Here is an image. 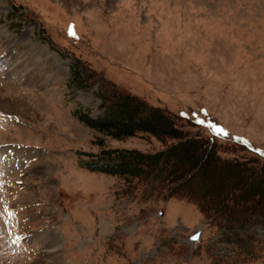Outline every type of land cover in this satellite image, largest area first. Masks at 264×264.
<instances>
[{
    "label": "rangeland",
    "instance_id": "obj_1",
    "mask_svg": "<svg viewBox=\"0 0 264 264\" xmlns=\"http://www.w3.org/2000/svg\"><path fill=\"white\" fill-rule=\"evenodd\" d=\"M75 59L98 74L84 88L67 86ZM104 81L204 120V134L222 126V148L264 151V0H0V211L14 212L0 217V264H264L263 244L250 242L264 240L261 224L215 226L193 203L78 166L76 150L97 152L101 137L78 113L102 114ZM214 167L225 188L232 169Z\"/></svg>",
    "mask_w": 264,
    "mask_h": 264
},
{
    "label": "trees",
    "instance_id": "obj_2",
    "mask_svg": "<svg viewBox=\"0 0 264 264\" xmlns=\"http://www.w3.org/2000/svg\"><path fill=\"white\" fill-rule=\"evenodd\" d=\"M74 62L70 65L68 87L84 88V82L91 84L97 79L98 74L88 66L82 62L86 68L80 66L78 59ZM98 97L103 109L100 116L91 118L88 114L78 113L86 125L101 135L95 142L97 152H76L80 167L121 179L130 193L141 190L158 198H178L193 203L215 226L242 229L259 223L264 227V194L261 191L264 168L259 163H264V155L240 144H233L237 149L222 148L217 137L202 133L196 122L154 106L108 81L101 84ZM133 136L146 140L154 137L160 146L139 150L105 143L106 137L123 140ZM235 151L244 155L238 157ZM214 164L233 171L223 180L227 184L225 188L218 176L214 182ZM245 174H250L256 187L249 186V190L240 194L238 183ZM228 178L233 181L228 182ZM201 187L212 189L218 198L194 194L193 189L201 193ZM251 241L261 242L264 246V240ZM252 257L255 259V255Z\"/></svg>",
    "mask_w": 264,
    "mask_h": 264
},
{
    "label": "snow or ice",
    "instance_id": "obj_3",
    "mask_svg": "<svg viewBox=\"0 0 264 264\" xmlns=\"http://www.w3.org/2000/svg\"><path fill=\"white\" fill-rule=\"evenodd\" d=\"M70 35H74V32L70 30ZM183 115V113H182ZM193 116H195V113L193 114ZM197 123L199 124H204L205 121L204 120H197ZM209 128H210V131L212 132L213 135H216V136H228L230 135V133H228L222 126L220 125H216V124H209ZM242 142L244 144H248L249 142L247 140H242ZM255 151L260 154V155H264V151H261L260 149H255ZM4 214H7L9 217L13 216L14 215V212L10 211L9 210V206L4 204L3 207H2V211H0V217H2ZM6 223V221H5ZM200 233L197 232L195 233L194 235H192L190 237V239L193 241V242H198L199 238H200ZM20 239H22V237H17L16 240L14 241L17 242L19 241Z\"/></svg>",
    "mask_w": 264,
    "mask_h": 264
},
{
    "label": "bare ground",
    "instance_id": "obj_4",
    "mask_svg": "<svg viewBox=\"0 0 264 264\" xmlns=\"http://www.w3.org/2000/svg\"><path fill=\"white\" fill-rule=\"evenodd\" d=\"M6 100H7V99H6ZM13 103H14V102H13ZM14 104H15V105H18V106H21V107L24 105L22 102H17V103L15 102ZM23 107H24V106H23ZM26 108H27V107H26ZM23 109H24V108H23ZM24 110H26V109H24Z\"/></svg>",
    "mask_w": 264,
    "mask_h": 264
},
{
    "label": "water",
    "instance_id": "obj_5",
    "mask_svg": "<svg viewBox=\"0 0 264 264\" xmlns=\"http://www.w3.org/2000/svg\"><path fill=\"white\" fill-rule=\"evenodd\" d=\"M195 233H197V232H195ZM195 233H194V234H195ZM194 234H193V235H194Z\"/></svg>",
    "mask_w": 264,
    "mask_h": 264
}]
</instances>
